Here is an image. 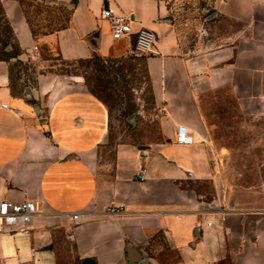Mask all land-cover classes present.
<instances>
[{"label": "crops", "instance_id": "obj_1", "mask_svg": "<svg viewBox=\"0 0 264 264\" xmlns=\"http://www.w3.org/2000/svg\"><path fill=\"white\" fill-rule=\"evenodd\" d=\"M29 1L66 17L34 36L25 1L0 0L20 61L44 62L42 46L65 62L120 57L139 28L155 33L158 53L143 60L158 133L143 142L113 136L105 103L79 76L37 72L19 79L21 94L16 58L0 57V202L42 201L29 235L0 232V264H128V246L138 264H264V205L233 198L208 117L228 102L264 116V0H214L209 37L201 39L202 27L191 46L170 0ZM107 5L132 18L130 35L111 36L99 18ZM177 125L193 134L191 144L175 141ZM110 204L123 211L106 214ZM74 212L81 223H70Z\"/></svg>", "mask_w": 264, "mask_h": 264}, {"label": "rangeland", "instance_id": "obj_2", "mask_svg": "<svg viewBox=\"0 0 264 264\" xmlns=\"http://www.w3.org/2000/svg\"><path fill=\"white\" fill-rule=\"evenodd\" d=\"M24 1L36 34L56 27L65 20L64 11L48 9L39 2ZM169 2L172 20L185 44L191 46L202 27L206 34H201V39L209 37L208 17L217 18L214 0ZM5 37V25L0 20V40ZM40 54L41 60H44L41 64L30 59L12 63V75L21 85L18 89L21 94L22 82L19 79L28 78L32 82L37 72L49 70L60 75L79 76L85 88L105 103L110 114V133L113 136L120 135L122 139L136 142L156 139V111L143 57L131 58L125 54L120 57L65 62L59 60L52 47L47 46L41 47ZM213 107L214 110L208 116L209 132L214 143V160L222 180L235 200L248 205H264V116H245L233 102L226 105L218 103ZM36 117L35 126L45 134L44 114L38 113Z\"/></svg>", "mask_w": 264, "mask_h": 264}, {"label": "built area", "instance_id": "obj_3", "mask_svg": "<svg viewBox=\"0 0 264 264\" xmlns=\"http://www.w3.org/2000/svg\"><path fill=\"white\" fill-rule=\"evenodd\" d=\"M99 18L108 25L109 32L114 39L126 37L132 33V18L118 13L109 5L100 9ZM156 49L155 33L145 27L135 32L133 45L128 49L127 55L131 58L154 56ZM33 60V57L30 56ZM193 134L184 125H177L175 141L179 144H191ZM139 178L143 179V169L140 170ZM123 211V205L110 204L104 208V212L110 215H118ZM42 213V201L40 199H28L19 202L3 200L0 202V232L8 230L30 234V222L35 215ZM82 213L74 212L69 215L70 223L82 222ZM210 225V223H207Z\"/></svg>", "mask_w": 264, "mask_h": 264}, {"label": "trees", "instance_id": "obj_4", "mask_svg": "<svg viewBox=\"0 0 264 264\" xmlns=\"http://www.w3.org/2000/svg\"><path fill=\"white\" fill-rule=\"evenodd\" d=\"M0 20H2L3 24L5 25V31H6V37L4 39L0 40V45H1V48H3V49L8 47V50L3 53V57L5 59L6 58H16L15 62H20V60L17 59V55L20 53V49L17 46V44L14 42V38L12 35L11 28L3 16L1 6H0ZM30 26L32 28V34L35 36L36 35L35 29L32 27L31 24H30ZM92 58L103 59L97 55L92 56L90 59H92ZM87 60H89V59H87ZM79 61H84V60H79Z\"/></svg>", "mask_w": 264, "mask_h": 264}, {"label": "water", "instance_id": "obj_5", "mask_svg": "<svg viewBox=\"0 0 264 264\" xmlns=\"http://www.w3.org/2000/svg\"><path fill=\"white\" fill-rule=\"evenodd\" d=\"M127 252H128V264H138L139 261V254L133 249L132 247H127Z\"/></svg>", "mask_w": 264, "mask_h": 264}]
</instances>
